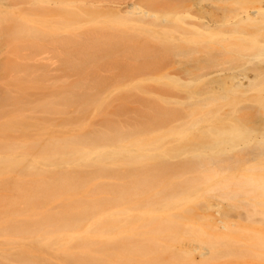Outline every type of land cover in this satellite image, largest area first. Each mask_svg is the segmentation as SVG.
Returning a JSON list of instances; mask_svg holds the SVG:
<instances>
[{
    "label": "rangeland",
    "instance_id": "1",
    "mask_svg": "<svg viewBox=\"0 0 264 264\" xmlns=\"http://www.w3.org/2000/svg\"><path fill=\"white\" fill-rule=\"evenodd\" d=\"M69 1L0 0V208L19 199V190L38 188L37 174L51 182L68 167L90 181L89 201L97 189L102 193V223H117L120 250L139 239L132 230L150 236L157 227L170 229L162 236L172 247L198 250L187 258L169 254V264H214L211 254L201 257L213 242V120L220 109L264 107L250 104L259 93L205 91L193 64L195 37L183 29L196 16V0H153L168 31L130 33L135 40L128 45L102 40L98 31L107 28L89 24L87 58L80 59ZM131 53L136 58H127ZM78 158L84 162L75 168L63 162ZM91 171L100 175L91 180ZM170 205L180 208L171 213ZM159 207L166 211L161 217Z\"/></svg>",
    "mask_w": 264,
    "mask_h": 264
},
{
    "label": "bare ground",
    "instance_id": "2",
    "mask_svg": "<svg viewBox=\"0 0 264 264\" xmlns=\"http://www.w3.org/2000/svg\"><path fill=\"white\" fill-rule=\"evenodd\" d=\"M69 4L75 8L77 26L72 43L75 52L80 51L79 59L86 57L87 26L92 23L107 28L98 31L102 40L126 45L135 40L130 33L168 31V19L155 11L159 7L154 10L153 0H129L128 3L70 0ZM194 8L196 16L192 18L193 13L190 16L194 20L185 22L183 29L195 37L193 64L197 79L207 82L205 91L219 94L257 92V99L249 100L250 104H264V86L255 85L264 84V0H196ZM120 27H127V31H120ZM134 56L131 53L127 58H136ZM212 138L213 150L208 159H211L213 173V186L209 184V189L213 187L210 205L213 242L211 252L207 249L201 257L207 258L211 254L214 264H264V107L249 105L218 110L212 124ZM57 151L63 159V149ZM46 160L48 162L50 157ZM63 162L75 166L84 159H64ZM59 169L53 181L46 182L41 174H37L38 188L19 190L22 195L19 199L4 200L7 204L0 208V264H67L63 258L73 260V264H169L166 258L174 252L185 257L198 253L197 249L188 250L190 246L186 247L188 245L184 243L179 249L172 247L168 241L171 237L162 236L170 235V229L159 231L157 227L150 236L139 235L131 229L134 237L139 239L134 238L130 247L120 250L117 223H102L105 200L102 193L97 189L93 201H89L90 181L68 167ZM90 174L91 180L100 175L98 171ZM55 205L59 206V211ZM180 205L176 206L183 210V204ZM176 206L174 212L171 205L167 210L163 206L162 209L175 213L179 209ZM159 210V217L166 214L161 208ZM170 212H167L168 218H172ZM149 226L155 224L150 222Z\"/></svg>",
    "mask_w": 264,
    "mask_h": 264
}]
</instances>
